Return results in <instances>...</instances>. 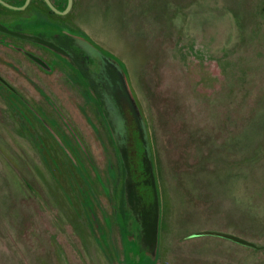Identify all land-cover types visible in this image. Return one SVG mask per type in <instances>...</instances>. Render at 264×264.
<instances>
[{"label": "rangeland", "instance_id": "374dc122", "mask_svg": "<svg viewBox=\"0 0 264 264\" xmlns=\"http://www.w3.org/2000/svg\"><path fill=\"white\" fill-rule=\"evenodd\" d=\"M262 1L75 0L68 13L72 26L124 65L146 121L160 196L155 260L143 240L139 246L127 242L122 251L102 235L99 250L88 242L91 257L88 245L76 241L87 264H264V247L211 234L186 236L217 229L264 246V49L258 50L264 29L259 36L253 32ZM47 82V88L59 87ZM17 83L32 87L31 81ZM3 131L0 118V264H62L60 247L55 257L41 252L51 248L48 219L23 182L31 184L25 172L48 204L64 206L61 189H54L49 162H37L24 144L26 159L18 161L20 139L3 138ZM36 140L33 149L57 170L68 167L57 161L62 152L51 153ZM91 147L107 170L111 146ZM70 164L82 169L80 162ZM66 247L67 263L83 264L74 247Z\"/></svg>", "mask_w": 264, "mask_h": 264}, {"label": "flooded vegetation", "instance_id": "af4514ba", "mask_svg": "<svg viewBox=\"0 0 264 264\" xmlns=\"http://www.w3.org/2000/svg\"><path fill=\"white\" fill-rule=\"evenodd\" d=\"M49 2L59 11L54 10ZM49 2L0 0V96L3 98L0 118L3 120V138L20 139L16 142L18 161L26 159L22 152L24 144L28 145L27 149L33 152V159L37 162H49L47 169L54 189L57 186L61 189L64 200L63 207L48 204L27 173L23 170L31 184L23 181L22 170L18 169L26 187H31L28 189L37 205L47 215L45 231L48 237L45 239L50 241L51 248H42L41 252L49 253V258L55 257L54 252L60 247L65 253L57 258L62 260V264H68L66 245L69 243L83 264H87L86 256L80 251L82 245L76 241L88 245L85 250L91 257L94 251L90 250L88 242L95 241L99 250L100 236L103 235L104 240L112 241L122 251L126 249L127 242L139 246L143 240L153 254L151 257H154L159 239V189L146 121L124 65L120 66L113 59L116 57L114 54L103 53L87 34L72 26L68 13L72 11L75 0L66 11L63 10L68 0ZM256 15L253 32L259 36L264 29V0L256 8ZM189 44L192 49V43ZM226 47L227 44L222 45L221 54L217 56L219 66L223 64L222 56H226ZM263 49L261 44L258 50L263 52ZM120 77L126 89L121 85ZM22 79L32 82L30 90L17 83ZM50 79L59 84L57 89L47 88ZM127 94L129 99L125 97ZM121 96L124 99L121 100ZM129 100L140 115L155 184L158 203L155 233L151 189L141 161L142 154L136 148V121L130 112ZM35 139L41 146L48 147L51 153L53 148L58 154L62 152L57 161H65L68 167L63 170L60 166L57 170L50 157L43 156L38 148V151L33 149L35 145L31 142ZM102 142L112 149V160L108 161L107 170L101 168L102 164L98 163L91 147V144ZM72 161L80 162L82 169L74 171L70 164ZM38 172L43 176L41 170ZM40 214L39 211L38 216ZM193 232L186 236H198L191 235ZM257 245L259 247L255 248L264 247ZM42 254L40 256H44ZM33 255L39 256L38 253Z\"/></svg>", "mask_w": 264, "mask_h": 264}, {"label": "water", "instance_id": "95a60500", "mask_svg": "<svg viewBox=\"0 0 264 264\" xmlns=\"http://www.w3.org/2000/svg\"><path fill=\"white\" fill-rule=\"evenodd\" d=\"M49 2V0H47ZM72 3V0H68L67 6L65 8L66 11L70 5ZM50 6L56 10L59 11L57 8H55L50 2H49ZM10 5V4H8ZM12 6V5H11ZM119 76H121L119 74ZM120 82L121 85L123 86V81L120 77ZM125 85V83H124ZM125 89L127 88V86H123ZM126 98H128V94L125 96ZM121 100L122 98L124 99L123 96L120 97ZM129 99V98H128ZM125 101V100H124ZM130 112L133 115V117L135 118L136 121V126H135V131L137 132V134L135 135L136 137V148L138 149V152H140L142 154L141 157V161L143 163L144 166V170L145 173L148 174L147 179L149 180V184H150V189H151V196H152V204L155 210V215H154V227H153V233L157 232V195H156V191H155V184L153 181V175H152V169H151V164H150V159H149V155H148V150H147V145H146V139L144 136V132H143V127L141 125V119H140V115L134 110V104L132 101H130ZM125 103V102H124ZM125 106L127 107L128 104L125 103ZM200 234H214V235H218V236H222V237H226L229 238L231 240H234L236 242L245 244V245H249V246H254V247H259L254 241L249 240L245 237L239 236L237 234L231 233V232H227V231H223V230H216V229H203V230H198L193 232L191 235H200Z\"/></svg>", "mask_w": 264, "mask_h": 264}]
</instances>
